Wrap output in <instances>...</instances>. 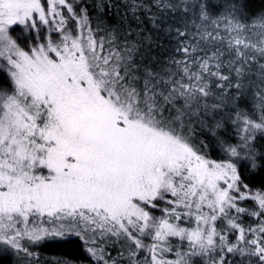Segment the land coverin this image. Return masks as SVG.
<instances>
[{
	"label": "snow or ice",
	"instance_id": "1",
	"mask_svg": "<svg viewBox=\"0 0 264 264\" xmlns=\"http://www.w3.org/2000/svg\"><path fill=\"white\" fill-rule=\"evenodd\" d=\"M5 259L264 264V0H0Z\"/></svg>",
	"mask_w": 264,
	"mask_h": 264
},
{
	"label": "trees",
	"instance_id": "2",
	"mask_svg": "<svg viewBox=\"0 0 264 264\" xmlns=\"http://www.w3.org/2000/svg\"><path fill=\"white\" fill-rule=\"evenodd\" d=\"M45 252L53 253L57 255L74 256V257L79 255L78 247L74 243L57 245L54 246L53 248L46 249ZM0 264H10V261L5 259L2 262H0Z\"/></svg>",
	"mask_w": 264,
	"mask_h": 264
}]
</instances>
